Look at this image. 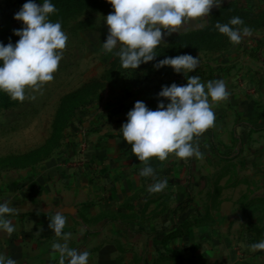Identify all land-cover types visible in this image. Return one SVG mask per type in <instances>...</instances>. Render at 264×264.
<instances>
[{"label": "crops", "instance_id": "crops-1", "mask_svg": "<svg viewBox=\"0 0 264 264\" xmlns=\"http://www.w3.org/2000/svg\"><path fill=\"white\" fill-rule=\"evenodd\" d=\"M261 45L245 36L212 61L211 75L202 64L190 72L223 79L230 95L212 103L214 126L194 137L201 157L150 158L156 177L168 180L160 192L148 191L153 179L140 175L145 164L119 131L135 102L124 111L88 107L55 156L0 184V200L16 209L14 231H0V253L18 264H59L52 244L63 237L48 225L65 208L73 210L65 212L68 244L88 250L89 264H264V250L249 249L264 239V144L252 140L264 134V77L256 84L244 75L264 71ZM238 61L236 77L214 69ZM172 82L187 79L134 83L142 93L134 101L155 109Z\"/></svg>", "mask_w": 264, "mask_h": 264}, {"label": "clouds", "instance_id": "clouds-1", "mask_svg": "<svg viewBox=\"0 0 264 264\" xmlns=\"http://www.w3.org/2000/svg\"><path fill=\"white\" fill-rule=\"evenodd\" d=\"M114 11L104 16L108 34L102 48L118 56L124 68L136 69L142 63L153 61L155 49L165 42V37L178 31L190 18L208 16L213 6L219 7L223 0H108ZM57 11L52 0H25L14 13V18L23 22L14 29L19 39L8 43L0 41V91L11 98L24 100L26 89H39L54 79L69 40L59 20L52 21L50 14ZM242 25V27H233ZM215 27L231 42L239 44L251 29L244 25L240 16H233L228 23L217 21ZM200 65V58L190 53L165 56L155 64L156 68L171 66L176 73L187 76L186 84L172 82L162 85L157 93L166 98L158 101L152 109L142 100H137L126 113L127 119L119 131L130 145L132 152L145 166L140 175L150 177V193L164 190L166 178H157L155 169L148 161L156 157L166 160L169 154L180 158L201 157L203 153L193 143L194 137L214 126L213 102L226 100L230 92L223 79L203 82L198 74L188 75ZM16 212L6 200H0V231L11 234L14 224L9 216ZM65 208L58 209L50 218L48 227L63 242L52 244L59 253V264H89L91 253L70 247L71 233L64 232L67 217ZM249 249L264 250V239L253 242ZM0 264L18 262L0 253Z\"/></svg>", "mask_w": 264, "mask_h": 264}, {"label": "rangeland", "instance_id": "rangeland-1", "mask_svg": "<svg viewBox=\"0 0 264 264\" xmlns=\"http://www.w3.org/2000/svg\"><path fill=\"white\" fill-rule=\"evenodd\" d=\"M0 1V41L6 44L11 38L15 43L19 37L13 30L22 27L23 22L15 19L14 13L25 0ZM52 3L57 11L49 18L61 22L69 40L62 50L63 57L52 81L39 89L27 88L22 101L0 91V184L19 170L37 166L55 156L67 129L77 119L80 120L88 107L110 111L119 104V110L124 111L130 108L129 100L135 102V98L142 94L133 86L134 83L161 78L187 79L184 73H176L171 66L155 67L157 61L165 56L178 55L177 49L182 48L176 46L172 49L176 38L197 35L192 44L197 50L190 54L199 55L204 74L206 72L204 77L211 75L212 61L221 58L234 45L226 48L225 35L215 27L217 21L228 23L233 16H240L244 25L251 29L249 38L259 37L264 52V0H223L219 7H212L208 16L190 18L178 31L165 37V42L155 49L157 57L143 63L144 70L141 71L124 68L118 56L102 48L108 34L104 16L114 11L107 0H83L72 4L70 0H52ZM239 64L241 61L231 67L216 65L214 69L220 73L224 69L226 72L230 70L231 76L236 77ZM255 68L250 67L244 75L257 84L262 79L260 76L264 77V71L260 69L262 75ZM188 75L193 74L189 72ZM252 140L264 144V134L259 139L254 135ZM261 156L264 158V151H261Z\"/></svg>", "mask_w": 264, "mask_h": 264}, {"label": "trees", "instance_id": "trees-1", "mask_svg": "<svg viewBox=\"0 0 264 264\" xmlns=\"http://www.w3.org/2000/svg\"><path fill=\"white\" fill-rule=\"evenodd\" d=\"M64 1H67V0H64ZM108 1V0H107ZM80 2H83V0H70V3H80ZM233 27H237V26H233ZM225 35V34H224ZM225 40L227 41V46L226 48H229L231 47L234 43L230 41V39L225 35L224 36ZM197 39V35L194 34V35H191V36H187V37H182V38H176V40H174V43L172 44V49H175L173 47H180L182 49L178 50L177 49V54H182V53H192L193 51L197 50L196 46L192 45L193 43H195V40ZM144 64L142 63L140 66H138L136 69L134 68H127L128 70L129 69H133L135 71H141V70H144Z\"/></svg>", "mask_w": 264, "mask_h": 264}, {"label": "water", "instance_id": "water-1", "mask_svg": "<svg viewBox=\"0 0 264 264\" xmlns=\"http://www.w3.org/2000/svg\"><path fill=\"white\" fill-rule=\"evenodd\" d=\"M73 210H71V209H68V210H66V212H72Z\"/></svg>", "mask_w": 264, "mask_h": 264}]
</instances>
